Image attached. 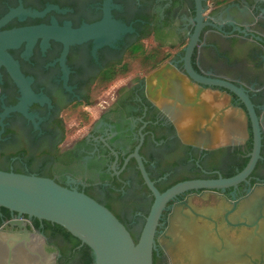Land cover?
Masks as SVG:
<instances>
[{
    "label": "flooded vegetation",
    "instance_id": "obj_1",
    "mask_svg": "<svg viewBox=\"0 0 264 264\" xmlns=\"http://www.w3.org/2000/svg\"><path fill=\"white\" fill-rule=\"evenodd\" d=\"M199 2L200 10L197 0H0V22L11 15L0 32L41 27L7 50L24 83L0 64V170L78 189L109 208L131 234L140 233L154 196L134 156L137 149L161 193L184 181L231 179L248 165L254 150L248 107L215 83L234 85L256 115L260 158L234 187L191 190L168 202L156 254L162 264H171L160 238L179 212L207 232L208 264H264L260 245L252 252L235 246L250 237L249 232H257L264 245V0ZM105 19L130 31L116 30L120 36L115 41L97 40L112 31L107 25L89 39L74 41L75 32ZM196 30L191 64L202 84L186 74L181 62ZM135 48L161 63L156 70L173 63L208 97L224 94L229 105L247 115V138L236 140L239 124L236 129L231 120L235 136L233 131L218 147L203 148L182 139L176 122L148 98L146 78L152 72L124 76ZM118 82L121 87L111 93ZM91 109L97 110L94 116ZM24 230L41 247L37 257L0 254V264H84V245L78 239L55 224L0 208L1 232ZM189 264H198L196 253L190 254Z\"/></svg>",
    "mask_w": 264,
    "mask_h": 264
},
{
    "label": "water",
    "instance_id": "obj_2",
    "mask_svg": "<svg viewBox=\"0 0 264 264\" xmlns=\"http://www.w3.org/2000/svg\"><path fill=\"white\" fill-rule=\"evenodd\" d=\"M197 3L200 10L199 0ZM200 13L198 11L199 21ZM10 18L11 15L3 19L0 27ZM107 25L112 31L101 33L97 40L105 43L115 41L120 36L119 33L130 31L124 25L105 19L98 25L88 26L83 31L75 32L74 41L89 39L94 36L95 31H101ZM39 30L41 27L0 32V64L7 67L19 83H24L25 79L19 71L18 63L12 59L7 50L23 41L26 33ZM116 30L119 33H116ZM198 34L199 31L196 30L181 62L184 64L186 74L202 84L205 81L195 75L191 64ZM215 84L237 94L248 107L254 126V150L251 159L244 171L234 178L184 181L161 193L149 178L137 149L134 156L138 160L145 183L154 196V202L137 242L109 208L86 193L65 187L50 178L0 170V208L19 216L35 218L64 228L92 250L94 264H154V253L159 250L156 237L167 203L191 190H219L234 187L248 177L260 158L261 134L248 98L234 85L222 82ZM146 85L149 100L176 122L180 136L189 144L203 148L218 147L225 143L234 131V128L229 126L231 120L235 122L236 127L239 124L240 131L236 140L247 138V115L242 110L234 109L229 105L224 94L219 95L220 98L218 95L208 97L203 88L193 84L173 63H166L153 71L146 78ZM26 92V98H29L31 96L29 89ZM17 110L26 113L24 109L17 108ZM235 131L231 137L235 136ZM35 239L36 237L27 230L16 234H5L0 231V254L14 255L17 258L20 256L36 258L41 247Z\"/></svg>",
    "mask_w": 264,
    "mask_h": 264
},
{
    "label": "rangeland",
    "instance_id": "obj_3",
    "mask_svg": "<svg viewBox=\"0 0 264 264\" xmlns=\"http://www.w3.org/2000/svg\"><path fill=\"white\" fill-rule=\"evenodd\" d=\"M121 84L116 83L111 88V93L120 88ZM96 112V109H91L93 116ZM173 216L171 225L160 238L161 244L169 255L171 264H189L190 254H193V252L197 255L198 264H208L207 262L211 259L207 255L210 239L203 226L196 224L186 213L177 212Z\"/></svg>",
    "mask_w": 264,
    "mask_h": 264
},
{
    "label": "trees",
    "instance_id": "obj_4",
    "mask_svg": "<svg viewBox=\"0 0 264 264\" xmlns=\"http://www.w3.org/2000/svg\"><path fill=\"white\" fill-rule=\"evenodd\" d=\"M138 49L135 48L133 52V56L130 57L129 60V71L124 75L125 77L131 76L132 74L136 72H140L141 74L147 75L156 70V68L159 67L161 63L158 61L154 60V56L149 57V60H152L148 62L147 56L138 53ZM117 78L113 79L108 86H111L115 83ZM58 226V225H57ZM68 237L74 238L69 232H67L64 228L58 226ZM139 234L140 233H133L132 236L135 240V242L138 241L139 239ZM80 243V241H78ZM84 251H83V259H84V264H94V256L92 254V250L87 246L84 245ZM154 264H162L160 261V258L156 253H154Z\"/></svg>",
    "mask_w": 264,
    "mask_h": 264
},
{
    "label": "crops",
    "instance_id": "obj_5",
    "mask_svg": "<svg viewBox=\"0 0 264 264\" xmlns=\"http://www.w3.org/2000/svg\"><path fill=\"white\" fill-rule=\"evenodd\" d=\"M249 234H250V237L245 238V239L241 238L240 241L235 243V246L237 247V249L240 251L246 250L247 252H252L253 248L255 247L254 245L257 244V245H260L258 248L259 250H264V245L258 242L259 239H257V236H258L257 232H255L254 234L249 232ZM248 245H252V248L249 249Z\"/></svg>",
    "mask_w": 264,
    "mask_h": 264
}]
</instances>
